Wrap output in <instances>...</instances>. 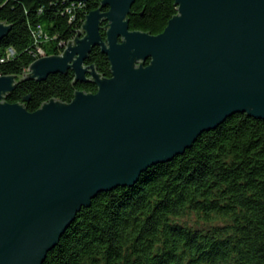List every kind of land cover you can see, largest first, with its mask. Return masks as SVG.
Here are the masks:
<instances>
[{
    "label": "water",
    "instance_id": "95a60500",
    "mask_svg": "<svg viewBox=\"0 0 264 264\" xmlns=\"http://www.w3.org/2000/svg\"><path fill=\"white\" fill-rule=\"evenodd\" d=\"M134 2L103 0L107 10L88 12L61 52L39 56L23 76L71 70L94 93L31 112L28 97L6 101L17 80L0 75V264H43L98 193L133 186L233 114L264 119V0H174L177 13L157 35L129 29ZM9 29L0 22V39ZM94 46L110 77L85 64Z\"/></svg>",
    "mask_w": 264,
    "mask_h": 264
},
{
    "label": "trees",
    "instance_id": "16d2710c",
    "mask_svg": "<svg viewBox=\"0 0 264 264\" xmlns=\"http://www.w3.org/2000/svg\"><path fill=\"white\" fill-rule=\"evenodd\" d=\"M102 1L0 0V22L10 25L0 39V75L17 80L7 102L28 97L32 112L52 98L70 102L78 90L96 91L71 70L42 81L23 76L39 51L61 52L88 12L107 10ZM176 13L174 0H135L128 26L157 35ZM85 64L111 76L98 46ZM43 264H264V119L233 114L182 154L148 167L133 186L98 193Z\"/></svg>",
    "mask_w": 264,
    "mask_h": 264
},
{
    "label": "built area",
    "instance_id": "2783aa9c",
    "mask_svg": "<svg viewBox=\"0 0 264 264\" xmlns=\"http://www.w3.org/2000/svg\"><path fill=\"white\" fill-rule=\"evenodd\" d=\"M61 46H63V45H61ZM6 52H7V57H10V58L12 56H14V53H15L11 47L7 48ZM42 55H43V53L41 51H39V56H42Z\"/></svg>",
    "mask_w": 264,
    "mask_h": 264
}]
</instances>
